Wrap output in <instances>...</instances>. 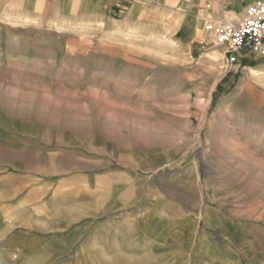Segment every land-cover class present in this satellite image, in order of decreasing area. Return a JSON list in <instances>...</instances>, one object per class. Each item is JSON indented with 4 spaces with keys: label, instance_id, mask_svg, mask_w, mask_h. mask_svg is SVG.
I'll return each instance as SVG.
<instances>
[{
    "label": "rangeland",
    "instance_id": "1",
    "mask_svg": "<svg viewBox=\"0 0 264 264\" xmlns=\"http://www.w3.org/2000/svg\"><path fill=\"white\" fill-rule=\"evenodd\" d=\"M167 23L150 38L159 48H104L95 27L77 21L9 20L0 28V264H92L78 259L85 230L67 213L45 210L48 188L110 170L133 175L136 204L147 200L150 182L179 216L197 215L202 229L205 208L224 205L231 220L251 228L215 224L241 264H264V82L246 79L239 62L227 66L222 48H174L178 22ZM104 143L114 155L97 149ZM224 143L237 144V154L220 149ZM17 167L42 189L37 205L14 211L7 203H17ZM70 184L65 191L75 196L91 189L81 179ZM248 233L259 244L255 252ZM15 234L17 252L5 245ZM23 241L37 247L23 249ZM54 242L68 245L51 249Z\"/></svg>",
    "mask_w": 264,
    "mask_h": 264
},
{
    "label": "crops",
    "instance_id": "2",
    "mask_svg": "<svg viewBox=\"0 0 264 264\" xmlns=\"http://www.w3.org/2000/svg\"><path fill=\"white\" fill-rule=\"evenodd\" d=\"M259 1L264 0H0V28L9 20L16 24L23 20L42 25L77 21L93 25L94 35L100 37L104 48H159L151 45L150 38L163 35L171 24L167 21L176 20L172 44L181 51L191 52L194 48H220L204 29L208 17L231 19L238 24L246 17L249 6ZM11 6L13 13H8ZM128 36H139L141 40H128ZM237 62L248 73L254 68L255 77L260 75L264 82V54L243 50ZM247 75L246 79L252 77ZM108 144H100L97 149L114 155L106 151ZM110 148H113L111 144ZM38 179L17 167V203L7 205L14 206V211L28 203L31 207L37 205V193L42 189ZM80 179L91 189L79 190L77 196L74 191H65L66 185ZM134 181L126 170H110L62 178L49 186L51 197L45 210L67 213L68 222L77 223L79 229L85 230L79 260L92 264H109L115 260L147 261V264H191L192 261L193 264H241L236 245L215 224L224 219L246 226L231 220L224 205L210 204L205 208L202 229L197 215L179 216L175 202L166 200L163 190L150 182L143 190L147 200L142 205L136 204ZM23 195V199H29L23 200ZM245 230L250 231V226ZM248 235V246L255 252L259 244L254 236ZM19 244L23 249L37 247L32 242ZM5 245L17 252V234ZM58 245L52 243L51 249L58 250L68 243ZM28 254L22 253L24 257Z\"/></svg>",
    "mask_w": 264,
    "mask_h": 264
},
{
    "label": "built area",
    "instance_id": "3",
    "mask_svg": "<svg viewBox=\"0 0 264 264\" xmlns=\"http://www.w3.org/2000/svg\"><path fill=\"white\" fill-rule=\"evenodd\" d=\"M204 29L212 43L223 49L227 66L234 65L243 50L264 54V1H259L248 8L244 19L208 18Z\"/></svg>",
    "mask_w": 264,
    "mask_h": 264
},
{
    "label": "bare ground",
    "instance_id": "4",
    "mask_svg": "<svg viewBox=\"0 0 264 264\" xmlns=\"http://www.w3.org/2000/svg\"><path fill=\"white\" fill-rule=\"evenodd\" d=\"M231 20V19H230ZM130 35V34H129ZM249 75H253V76H255V75H257V71L254 69V68H251V69H249ZM197 104H198V106H200V107H204L205 105H206V100L203 98V97H201V95L197 98ZM225 142V141H224ZM231 143V142H230ZM228 144V143H227ZM226 143H224L223 144V146H221V148L220 149H223L224 151H228V152H231V153H233V154H237V147L238 146H236V145H234V144H230V145H227ZM226 149V150H225ZM238 155H240V152L238 151Z\"/></svg>",
    "mask_w": 264,
    "mask_h": 264
}]
</instances>
